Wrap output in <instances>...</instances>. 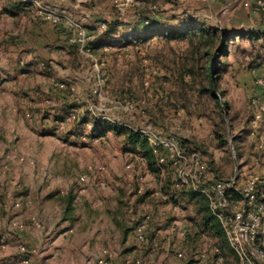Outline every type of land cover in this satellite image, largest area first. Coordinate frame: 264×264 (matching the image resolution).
<instances>
[{"label":"rangeland","instance_id":"obj_1","mask_svg":"<svg viewBox=\"0 0 264 264\" xmlns=\"http://www.w3.org/2000/svg\"><path fill=\"white\" fill-rule=\"evenodd\" d=\"M29 1L36 11L30 18L25 16L26 21H22L23 17L11 19L9 15L2 18L4 10L0 7V44L6 41L5 37L13 39L22 47L28 45L20 54L29 50L45 62L40 72L22 78L23 90L18 94L10 88L0 90V216L9 215V220L4 221L5 230L15 237L13 231L25 224L15 221L12 215L28 214L45 242L35 244L32 249L20 243L16 249L5 240L0 243V264L17 260L18 255L21 259L26 257L29 264H93L103 249L135 243L138 216L134 207L130 209V205L121 201L126 197L122 187L130 180L136 181L138 175L147 179L158 177V167L152 156V166L149 160L145 167L137 164L130 176L125 168L128 151L124 150L130 146L128 135L123 128L114 130L116 126L104 117L132 127L151 124L166 135H175L187 150L205 157L213 179H231L241 166L256 168L254 163L259 154L250 136V97L255 91L252 72L264 67V10L254 9L256 0L253 3L250 0H136L140 5L134 7L126 5L127 0ZM49 12L79 22L90 33L97 31L96 36L106 29L105 23L121 24L109 42H101V47L93 51L99 63L105 64L97 68L92 58L67 46L68 39L67 44L65 40L55 41L57 28L45 19ZM142 12L147 13L155 27L166 24L183 30L187 15H196L199 27L214 31L219 39L224 32L241 33L225 41L224 52L215 60L214 89L205 80L207 59H201L195 78L183 74V67L189 63L190 39L140 40L149 31L138 23V13ZM60 26L65 34L72 33L65 18ZM130 26L135 28L130 31ZM21 30L24 34L16 36ZM42 53L47 55L41 56ZM99 75L105 79L113 99L127 95L134 101L136 110L119 111L110 103L98 105L97 100L92 101ZM62 82L75 88L74 96L57 88ZM49 99L52 103H46ZM91 103L100 109L96 110L98 117L89 110ZM72 111L79 120L63 131L58 130L57 122ZM100 132L106 134L101 137V143L95 144L93 140ZM13 149L18 156L34 159L35 164L10 160ZM90 166H105L106 170L103 174H92L91 188L77 199L78 178ZM101 179L107 184L105 188L99 185ZM112 184L119 190L114 198L105 195ZM29 193L35 197L30 203L26 201ZM70 194L76 196V201L65 220L64 199ZM180 196L191 198V193L183 191ZM183 210L182 220L190 221L192 226L185 237L173 232L176 248L165 250V264L194 258L199 249L210 251L214 244L221 247L224 264H239L222 229V236L210 233L205 229L203 214L194 210L189 220L188 207ZM82 214L85 217L81 219ZM96 220L99 235L87 234L86 229ZM0 223H3L1 217ZM71 227L74 233L61 235ZM59 238L62 246L58 248L55 245ZM22 246H27L26 252L20 250ZM218 259L216 256L215 261Z\"/></svg>","mask_w":264,"mask_h":264},{"label":"built area","instance_id":"obj_2","mask_svg":"<svg viewBox=\"0 0 264 264\" xmlns=\"http://www.w3.org/2000/svg\"><path fill=\"white\" fill-rule=\"evenodd\" d=\"M126 5L132 7L139 6L140 3L136 0H127ZM254 9L257 12L264 10V0H256ZM64 18L72 31L69 43L76 46L81 54L92 58L97 68L104 65V62L99 63L93 55L94 36L85 26L54 12L47 13L45 17L47 22L54 27H59ZM23 34L24 30H21L16 36ZM0 55H6V59L10 57V53L5 52L1 44ZM19 64L21 67L26 66L25 61H21ZM44 66L45 62H41L40 67L43 68ZM252 74L255 91L250 97L252 115L250 136L255 140L259 158L254 163L256 168L248 169L246 166H241L231 179H213L205 157L199 152L187 150L175 135H166L151 124L143 127H132L121 123L119 120L104 117L114 125L127 127L140 133L147 140L158 167V177L151 180L138 175L139 186L132 192V198L137 199L151 187L153 193L160 195L163 202L168 206L161 210L158 216L149 212L138 220L135 226V235L140 245H146L149 242V234L153 230V225H162L171 214L183 217L185 213L180 205V193L188 191L206 200L210 214L220 224L239 264H264V67L253 70ZM56 86L59 90L69 92L72 95L75 92L74 87L64 82L58 83ZM109 93L105 79L99 75L93 94L95 99L92 101L97 100L98 105L110 103L119 111L134 112L136 110V105L130 97L123 96L121 99H113ZM46 103H52V100L49 99ZM92 103L89 110L98 117L96 110L100 109L95 108V104ZM27 117L32 119L30 114H27ZM78 120V114L72 111L57 122L58 130L63 131L71 123ZM83 139L86 140L87 138L84 137ZM93 142L99 144L102 142V138H96ZM9 158L10 160L18 159L20 162L35 164V160L30 157L18 156L15 149L11 151ZM137 164L147 166V157L140 153H130L125 162V168L130 176L136 171ZM105 170V166H90L87 172L79 176L77 182L78 199L91 188V175L103 174ZM99 185L103 188L107 186L102 179L99 180ZM61 192L65 194L64 190ZM189 232L187 227H180L178 230V233L183 237L189 235ZM20 250L26 252V247L22 246ZM213 253L220 260L223 259L221 247L215 246ZM210 254L208 250L199 249L196 257L199 260H207L210 258ZM179 256L183 257V253H180ZM113 259L114 255L105 249L93 264H113ZM29 263L28 259L22 261V264ZM125 264L143 263L141 260L133 262L129 260Z\"/></svg>","mask_w":264,"mask_h":264},{"label":"crops","instance_id":"obj_3","mask_svg":"<svg viewBox=\"0 0 264 264\" xmlns=\"http://www.w3.org/2000/svg\"><path fill=\"white\" fill-rule=\"evenodd\" d=\"M11 1H13V0H0V7L2 6L3 10H4L7 7V5H9V3ZM22 1L31 4V7L34 9L36 8L31 1H29V0H22ZM250 1H252V3L255 2V0H250ZM5 15L11 16V19H18L20 17H23L22 21H26L27 18L25 16H27L29 18L31 16V14L30 15L20 14L18 16H12L10 14H7L4 11V15L2 14L1 17L4 18ZM4 20L5 19H2L1 21H4ZM56 28H57V33L55 35H53L54 40L55 41H62V42H64L63 40H65L66 44H67L69 42L70 33L65 34L62 31L63 29L61 26L56 27ZM5 39H6V41L2 40L1 42H2V45L5 49V52L10 53V57H9V59H6V55H0V90H9L8 88H10V91L18 94L19 92H21L23 90L22 89V83H23L22 78L27 76V75H30L32 73L40 72V70H42V68L39 65H29L35 58L39 59L41 57L39 55H37V53H34L32 51H29V50H28V52H24L23 54H20V52L22 50H24L28 45H25V47H22L21 45H18L16 42H14L13 39H9L7 37H5ZM67 39H68V42H67ZM58 46L60 47L61 45H58ZM45 55H47V53L41 54V56H45ZM21 61L26 62L25 67L20 66L19 63ZM47 76H49L50 80L53 79V77L50 74H47ZM50 80H49V82L51 84ZM124 150L127 151V148H125ZM130 153L131 152H126L125 159H127V157L130 155ZM147 180H151V179H147ZM138 186H139L138 179H136V181L130 180L129 183H127L126 185H124V187H122V190L126 194V197L124 199L123 198L121 199V201L123 203L128 204V206L129 205L131 206L130 209H132L133 207L135 208L136 215L138 216L137 221L141 218V216H143L144 214L149 213V212L153 213L155 216H158L159 213L161 212V210L166 209L168 207L163 202L162 197L160 195L153 193V190L151 187L147 189V192L143 196H141L137 199L132 198V192L134 190H136ZM118 191H119L118 188L112 184L110 191L108 193H105V195L107 197L114 198L115 196L118 195ZM18 194L16 195V197L18 196ZM86 197L90 198L91 200L93 199L92 197H89V195H87ZM17 198H16V200H18ZM22 198L23 197H21V199ZM34 199H35V197L31 193L26 194V201L28 203L32 202ZM187 202H191L192 204L186 205ZM180 205L183 208L188 207V209L190 211L189 212L190 215H188V218H189V220H191L192 211L195 210V212L197 213L199 210L198 208L200 206V203L198 200H195L192 197L191 198L181 197ZM64 211H65V208L62 211L63 217H64ZM79 214H81V213H79ZM25 216H27V217L25 218ZM0 217L2 218V221H3V223H0V243L1 242L4 243V241L6 240L8 243H11L12 246L16 247V249L18 248L17 244H20V243L27 245L28 246V247L26 246L27 248L32 249L35 244L37 245V243L41 244V242H43V243L45 242L43 240V237H40L41 232L37 231L35 229V227L33 226L31 219H30V216L28 214H23L21 212L20 213L18 212L16 215H12V218L15 219V221H19V223L25 224V227L19 226L15 230V232L13 231V233L15 234V237L14 236L10 237L5 230L4 225L6 222H4V221L9 220V218H10L9 215H6L4 213ZM84 217H85V215L82 214L81 219ZM184 217H185V214L183 215V217H181V216L179 217V216H176L175 214H171L170 217L166 221H164V223L162 225H153V230L149 234V236L152 240L151 243L148 242L146 245H140L138 243V241L136 240L135 243L132 245L125 243L123 245H118V246L116 245L113 248H109V249L107 248L106 250H109L114 255L113 264H125L126 261H129V260L132 262L137 261V260H141L143 264H165V262H166V257L164 258L165 250L175 251V248H176V244L173 241V232L178 231L180 229V227H187L189 229L192 226L190 221L182 220ZM23 219H25V220L23 221ZM64 222H66V221H64ZM97 223L98 222L96 220V223H92L86 229L87 234L89 233L92 235L93 234H96L97 236L99 235L97 233V232H99V230L96 229ZM135 226H136V224H135ZM134 232H135V230H134ZM72 233H74L73 227L69 228L65 232H62L61 235L69 236V234H72ZM39 238H41V240L37 241V240H39ZM165 239H167V240L165 241ZM59 244H61L60 238L56 241L55 246L56 247L62 246ZM88 245H89V243H88ZM212 245L213 244L209 245V247L212 248ZM181 246L182 247L185 246V243ZM215 246H218V245L214 244L213 248L209 251L211 253L209 259L199 260L194 255L195 256L194 258H188L187 259V257H186L184 259H181L180 260L181 262H179V264H224L225 260H223V259L222 260L218 259L219 261H217V262L215 261L216 255L213 253ZM64 247H65V245H63V248ZM218 247H220V246H218ZM186 249H188V248H186ZM103 250H105V249H103ZM180 250H181V247L178 248L176 250V252H178ZM99 254H100V252L97 255L99 256ZM97 255H96V257H97ZM24 259H26V257H24ZM20 260L23 261V259H21V256L18 255L17 260H13V259H12V261L5 260V263L6 264H19Z\"/></svg>","mask_w":264,"mask_h":264},{"label":"trees","instance_id":"obj_4","mask_svg":"<svg viewBox=\"0 0 264 264\" xmlns=\"http://www.w3.org/2000/svg\"><path fill=\"white\" fill-rule=\"evenodd\" d=\"M134 7V6H132ZM135 9L140 10L138 7ZM4 11L7 14H10L12 16H18L20 14H27L30 15L36 11V9L31 7V4L27 2H23L22 0H13L7 5V7L4 9ZM146 12L138 13V23L141 25H145L149 31H146L147 35L146 37H140L141 41H144L145 39H151L154 37H162L167 40L173 41L177 40L179 38H188L190 39L191 47L188 51L187 55V63L185 67H183V74L186 73L188 76L194 77L198 75L199 70V63L201 62V59H207L206 62V73H205V80L209 84V88L214 89L216 87V58L219 56L221 52H224L225 49V41L232 40L234 37L241 36V33H237V35H232L228 32L223 33V37L220 39L218 38L216 33H213L211 30L206 29L204 27H199V19H197L196 15H187V18L185 19L186 26L183 30H177L175 27H170L169 25H160L159 27H155L152 19L148 16H146ZM106 29L101 32L98 36H96L97 31H93L91 33L94 36L93 41V51L96 52L98 47H101L102 44H105L104 42H109L110 38L115 36L117 34L118 28L122 27L119 23H110L107 25L105 23ZM168 24V23H167ZM133 28L130 26L129 30H133ZM99 30V29H98ZM98 37V38H97ZM15 42V41H14ZM131 42V41H128ZM108 44V43H106ZM70 48L74 49L78 53L79 50L76 46L71 45L70 43L67 44ZM103 47V46H102ZM203 52V53H202ZM39 62H41V59L35 58L29 65H39ZM44 62V61H42ZM127 96V95H124ZM114 130H118L123 128L124 132L128 135L130 146L127 148L128 152L131 153H140L143 156L147 157L149 160L150 166L153 165V157L150 148L148 147L147 140L136 131L127 128V127H121L118 125H115ZM98 130V129H97ZM119 133V131H118ZM121 133V132H120ZM119 133V134H120ZM104 132H100L97 135V138H101L104 136ZM121 135V134H120ZM191 197L194 199L200 198L199 203L201 205L199 206L198 213L203 214V223L205 226V229L213 233L217 236H222V228L220 227V224L214 219V217L210 214L207 202L203 197H200L197 194L191 193ZM76 201V196H73L72 194L69 195V197L64 199V202L66 203V208L64 211V219L66 220V215H68L71 211H73L74 202Z\"/></svg>","mask_w":264,"mask_h":264}]
</instances>
